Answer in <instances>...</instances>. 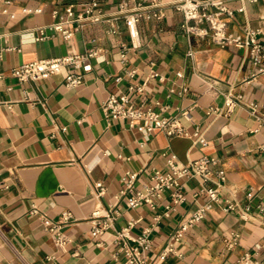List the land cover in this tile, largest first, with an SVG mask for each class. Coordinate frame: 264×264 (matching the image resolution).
I'll return each instance as SVG.
<instances>
[{
  "label": "crops",
  "instance_id": "crops-1",
  "mask_svg": "<svg viewBox=\"0 0 264 264\" xmlns=\"http://www.w3.org/2000/svg\"><path fill=\"white\" fill-rule=\"evenodd\" d=\"M118 1L0 4V264H119L123 257L114 234L130 221V236L151 229L152 264H236L245 252L264 264V217L255 209L264 207V77L247 83L254 69L246 51L218 47L209 37L185 36L182 15L170 6L159 22L137 24L138 40L132 48L123 20L114 16ZM89 4L108 21L86 24L69 40L48 28L64 17L67 6L78 11ZM227 6L234 11L223 18L227 32L242 36L249 27L259 31L258 41L264 44V0L246 4L243 12H236L235 1ZM53 11L58 14L53 16ZM111 27L116 29L113 35L107 33ZM121 45L126 48L124 62ZM93 48L101 52L74 89L63 84L65 70L38 82L21 83L11 75L30 61ZM130 69L135 73L127 77L124 72ZM116 76H121L118 83L113 81ZM132 85L142 90L129 91ZM109 94L126 95L134 108L176 120L187 135L146 132L142 122L130 127L125 120L105 118L100 105ZM226 99L234 103L230 111ZM209 108L216 112L207 114ZM198 135L205 146L196 141ZM170 157L181 164L217 159V168L224 172L221 199L247 204L251 217L242 221L213 205L175 252L161 258L180 221L205 202L203 195H194L201 181L184 182V201L178 205H172L169 191H164L151 210L128 206L132 192L120 194L121 179L126 172H138L133 189H140L152 171L165 170ZM98 182L104 192L95 197ZM165 207H170L167 216ZM96 208L115 214L109 227L94 236L89 217ZM63 211L70 212L72 220L63 229L67 241L59 248L41 220L54 222ZM234 235L236 244L228 249Z\"/></svg>",
  "mask_w": 264,
  "mask_h": 264
},
{
  "label": "built area",
  "instance_id": "built-area-1",
  "mask_svg": "<svg viewBox=\"0 0 264 264\" xmlns=\"http://www.w3.org/2000/svg\"><path fill=\"white\" fill-rule=\"evenodd\" d=\"M13 0H0V4H10ZM235 1L239 4L236 12H243L246 4H255L260 0H119L116 4L115 17L123 20L128 37L134 48V42L138 40L137 24L140 21L159 22L164 17V9L167 6L181 13L183 21L180 25L182 32L187 37H209L210 41L218 47H235L246 51L248 60L254 71L250 74L247 83L255 80L258 76L264 77V44L258 41V30L246 27L242 36H232L226 30L224 17H232L234 11L227 5L229 2ZM57 11H53L52 15L56 16ZM108 21L107 16L99 10H95L92 4L84 6L76 11L73 5H69L65 9L64 17L48 26L49 29L61 35L63 40H69L75 31L82 28L86 24H97ZM74 23L75 26L68 27L67 24ZM108 34H115L116 29L111 27ZM126 48L120 46V61H125ZM101 52L99 48H93L83 54H68L63 57L53 59L35 60L24 63L11 71L12 77L18 82H38L48 79L51 76L59 75L65 70L63 76V84L68 89H74L82 84L84 75L91 71L90 60L97 57ZM127 77H132L135 73L134 69L125 70ZM180 76V74H177ZM121 76H116L113 81L118 83ZM129 91L140 92L141 86H129ZM225 107L227 111L234 103L230 99H226ZM254 107V105H251ZM100 109L105 118L125 120L128 126L132 127L138 122L144 124L146 132L154 130H163L168 136H186L187 133L180 127L176 120L160 117L151 109L134 108L127 102L126 95L109 94L100 105ZM216 109L209 108L207 114L215 113ZM186 115V113H184ZM65 130V128H62ZM196 141L205 146L206 142L200 135L196 137ZM166 168L164 171H152L148 181L144 183L140 189L134 190L133 184L138 176V172H126L121 181L124 185L125 192H132L127 199V204L131 208L145 205L153 210L156 207V201L161 197L164 191H169L170 201L172 205L181 204L184 201L182 188L184 182L191 179H199L202 187L199 188L196 195H203L205 202L196 210L191 212L177 225L176 229L170 237L171 244L164 249L161 258H165L169 254L175 252L176 245H179L185 233L195 224L205 218L208 211L213 205L221 206L222 210L227 213H236L237 217L242 221H248L251 217L250 207L230 202L227 199H221L219 195V187L224 181V172L217 168L218 160L211 157H201L197 160L188 161L185 164L178 163L174 158L166 159ZM209 184V185H208ZM104 187L100 182L94 185V196L99 197L103 194ZM167 211L170 207H165ZM256 211L264 217V207L255 206ZM35 214V209L30 211ZM115 211H103L96 208L89 217L91 234L97 236L109 227V223L114 219ZM100 218H104L107 223H101ZM160 216L154 217L158 221ZM72 215L68 211H63L58 219L54 222L42 219L41 225L43 229L52 237L56 247L62 248L67 239L63 233V229L70 224ZM134 221H130L121 230L115 232L114 240L119 246V252L122 254L123 260L119 264H152L148 260V253L151 249V241L149 239L150 228L144 229L136 236H130L129 230L133 227ZM236 235L227 242V248L231 249L236 244ZM264 248V246H263ZM236 264H257L250 253L241 254Z\"/></svg>",
  "mask_w": 264,
  "mask_h": 264
}]
</instances>
